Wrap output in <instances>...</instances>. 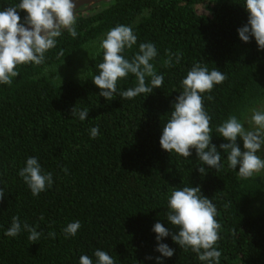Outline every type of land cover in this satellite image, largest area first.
Wrapping results in <instances>:
<instances>
[{"label": "trees", "instance_id": "trees-1", "mask_svg": "<svg viewBox=\"0 0 264 264\" xmlns=\"http://www.w3.org/2000/svg\"><path fill=\"white\" fill-rule=\"evenodd\" d=\"M19 2L0 0V11ZM17 11L24 23L27 13ZM76 16L75 38L64 30L43 64L17 65L12 84L0 83V188L5 193L0 199V264H79L81 255L97 264L96 249L106 251L115 264H206L171 235L159 242L174 249L173 255L156 251L153 226L160 222L170 233L178 231L166 218L167 202L174 188L184 186H199L217 208L220 264H264V209L258 205L264 198L263 176L242 179L239 165L229 169L219 147L227 141L215 131L230 115L250 129L252 109L264 111V49L254 37L242 41L237 32L248 21L244 0H107ZM119 24L131 26L137 36L125 58L131 59L140 43H153L157 56L150 62L164 82L145 96L125 99L119 93L137 83L130 73L118 80L117 93L106 101L92 80L103 62L100 41ZM93 41L98 45L83 78L56 83L48 71ZM165 50L183 53L180 62L173 55V66L164 67ZM195 62L226 76L202 94L211 117V143L221 152L218 171L203 164L195 149L184 158L159 143L183 90L181 81ZM74 106L89 109L85 120L71 115ZM97 125L99 135L93 139L90 129ZM237 144L244 151L240 137ZM30 156L43 173H52V186L38 196L18 175ZM13 216L35 226L40 239L30 242L23 230L5 236ZM76 220L81 227L66 238L63 229ZM53 231L55 238L48 236Z\"/></svg>", "mask_w": 264, "mask_h": 264}, {"label": "clouds", "instance_id": "clouds-1", "mask_svg": "<svg viewBox=\"0 0 264 264\" xmlns=\"http://www.w3.org/2000/svg\"><path fill=\"white\" fill-rule=\"evenodd\" d=\"M248 12L247 23L238 28L239 38L249 42L254 37L259 49H264V0H244ZM17 9L24 10L27 15L24 23ZM76 5L73 0H20L18 4L9 6L0 11V83L11 85L13 77L18 76L17 65L32 63L41 65L45 62V53L56 47L57 39L66 30L75 38L76 30ZM25 24L30 27H25ZM137 43V36L131 26L123 24L112 27L100 41L103 51V62L98 64L99 74L93 77L92 82L100 89L99 95L110 101L117 93V82L128 77L131 73L136 78V86L119 93L125 99H132L140 95H147L154 88H160L164 82L163 74H158L152 61L157 56L156 46L146 42L139 44V51L131 59L123 55L125 49H131ZM60 56H65L63 51ZM166 58L163 66H173L179 63L183 55L165 50ZM146 77L150 83H146ZM226 76L216 68L208 69L206 64L195 62L186 77L182 79V91L176 97L170 118L163 125L159 138L163 150L175 152L184 158L191 155L195 149L198 159L217 171L223 167L221 152L216 145L211 143L212 128L211 117L204 109L203 93L211 92L214 85L221 84ZM61 81V78H60ZM208 100L213 97L209 95ZM89 109L71 110L72 116H78L83 121L87 118ZM250 123L252 128H246L235 115H230L220 123L215 131L227 142L219 145L227 154L229 169H236L242 179L253 177L254 173L264 170V159L258 155L264 145V111L252 109ZM99 135V126L90 129L91 138ZM237 137L243 141V149L237 144ZM65 173L67 168H63ZM201 174L206 172L203 166L198 168ZM18 175L23 178L33 196H38L53 183L52 173H43L41 165L35 156H30L25 166L19 170ZM5 196L0 188V199ZM168 212L166 218L172 225L177 226L175 234L170 233L160 222H156L153 231L157 234L156 251L163 257H171L174 249L165 243H160L161 238L171 235L172 240L181 248H191L200 261L206 264H220L221 252L215 247L220 239V223L216 220L217 208L215 204L200 192V187L184 186L173 189L168 197ZM227 208L228 205H225ZM43 220V216L40 217ZM81 227L80 221L68 223L63 229L65 237L75 236ZM29 233L28 240L36 242L42 233L35 226L26 221L21 222L19 216L12 217L11 226L4 235L18 236L21 231ZM49 237L55 238L56 233L49 232ZM97 264H115L114 259L106 251L96 249L94 253ZM151 258V257H148ZM157 261L161 257H156ZM79 264H93L88 255L79 257Z\"/></svg>", "mask_w": 264, "mask_h": 264}, {"label": "rangeland", "instance_id": "rangeland-1", "mask_svg": "<svg viewBox=\"0 0 264 264\" xmlns=\"http://www.w3.org/2000/svg\"><path fill=\"white\" fill-rule=\"evenodd\" d=\"M97 45V41L86 44L78 51H76L70 57L68 62L63 63L61 66L51 68L48 73H52V78L56 83H61L66 80H80L85 75L86 67ZM247 122L248 121H246V124ZM257 154L260 155L262 159H264V148H262V151L258 152ZM259 173L263 176L264 179V170ZM258 205L261 209H264V198L259 202Z\"/></svg>", "mask_w": 264, "mask_h": 264}, {"label": "water", "instance_id": "water-1", "mask_svg": "<svg viewBox=\"0 0 264 264\" xmlns=\"http://www.w3.org/2000/svg\"><path fill=\"white\" fill-rule=\"evenodd\" d=\"M107 0H73V3L76 5V13L79 11H85L89 9L92 5ZM25 27H30V25L25 24Z\"/></svg>", "mask_w": 264, "mask_h": 264}]
</instances>
